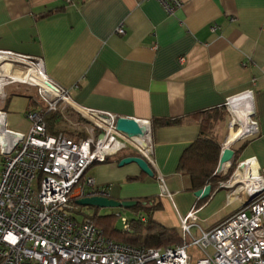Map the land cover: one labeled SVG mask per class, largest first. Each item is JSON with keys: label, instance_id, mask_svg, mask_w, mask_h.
Masks as SVG:
<instances>
[{"label": "crops", "instance_id": "0c3cea01", "mask_svg": "<svg viewBox=\"0 0 264 264\" xmlns=\"http://www.w3.org/2000/svg\"><path fill=\"white\" fill-rule=\"evenodd\" d=\"M181 2L169 15L157 0H0V49L42 59L46 76L78 106L149 120L156 168L170 197L159 194L154 174L133 162L119 165L124 157L138 156L129 147L92 164L86 175L111 198L145 199L146 208L133 210V218L149 214L180 234V219L197 209L199 220L190 231L198 236L240 207L226 204L227 191L218 188L222 181L198 199L178 171L183 151L198 137L201 112L232 96L231 110L252 106L258 134L236 140L231 131L222 146L235 139L233 159L254 157L264 167V0ZM245 91L252 97L240 94ZM32 105L29 93L8 90L2 110L10 130L27 132L25 112ZM248 132L246 125L238 139ZM223 170L216 174L224 176ZM187 251L192 260L202 255L194 246Z\"/></svg>", "mask_w": 264, "mask_h": 264}, {"label": "built area", "instance_id": "2783aa9c", "mask_svg": "<svg viewBox=\"0 0 264 264\" xmlns=\"http://www.w3.org/2000/svg\"><path fill=\"white\" fill-rule=\"evenodd\" d=\"M157 1L169 15L182 5L181 0ZM117 32L123 34L124 30L119 27ZM0 62L20 66L42 79L33 84L0 76V264H264V167L254 157L237 160L230 176L219 183L218 188L227 191L226 204L238 202L240 207L217 226L191 236L190 230L199 220L198 210L192 208L180 219L181 244L144 247L112 240L88 216L79 220L73 215L75 201L107 194L86 170L128 147L152 170L159 194L170 197L156 168L151 122L134 119L141 134L119 131V116L75 104L66 88L46 76L42 59L0 49ZM14 83L36 87L46 103L40 108L32 99L33 105L25 112L27 132L10 130L2 110L6 88ZM240 94L252 97L251 91ZM60 102L87 120L82 137L47 131L44 114H61ZM230 125L232 128L235 122ZM257 134L258 124L251 113L249 132L237 140ZM121 222L122 230L128 231V218L121 217ZM188 246L198 248L202 255L192 260Z\"/></svg>", "mask_w": 264, "mask_h": 264}, {"label": "trees", "instance_id": "16d2710c", "mask_svg": "<svg viewBox=\"0 0 264 264\" xmlns=\"http://www.w3.org/2000/svg\"><path fill=\"white\" fill-rule=\"evenodd\" d=\"M220 111L223 114H220ZM225 111V105H223L219 108L201 112L204 114V118H202L203 121L200 125L198 137L183 151L179 159L178 171L188 178L189 190L201 189L205 184H210L212 188H215L219 181L226 180L229 177L236 164L234 158L232 168L222 177L215 173L222 146V140L217 128L225 120ZM44 118L47 131L55 133V126L61 122L59 112H45ZM174 121L177 122L178 120ZM158 123L164 122L160 121ZM143 201L145 199L137 200L136 205L129 209L135 211L139 208H146L142 205ZM156 207L158 206L156 205ZM115 216L117 215H99L96 212L88 217L102 230L106 237L118 242L144 247H169L182 243L179 231L175 228H166L158 224L149 214L146 215L145 220H142V218L128 219L130 223L128 231L118 230L114 226L113 218Z\"/></svg>", "mask_w": 264, "mask_h": 264}, {"label": "rangeland", "instance_id": "374dc122", "mask_svg": "<svg viewBox=\"0 0 264 264\" xmlns=\"http://www.w3.org/2000/svg\"><path fill=\"white\" fill-rule=\"evenodd\" d=\"M10 91H19V92H24V93H29L32 95V99L34 100V104L36 103L37 107L40 108H45L46 103L41 99L37 92V88L29 85H22V84H12L9 87L6 88V93ZM59 106L63 107V110H61V122L58 123L55 126V133L62 131L66 133L69 137L72 138H79L84 135L83 127L87 124V120L84 119L75 108L64 104L63 102L58 103ZM225 120L223 125L219 126L217 128V131L219 130V135L221 137V140L224 142L228 133L231 132V129L236 130V140L238 139V135L240 133L241 126H239L238 121L235 118L233 111L231 112L230 104L227 106L225 105ZM222 111H220V114ZM234 121L235 125L230 128L231 122ZM230 128V129H229ZM28 131V130H27ZM52 133V132H51ZM236 161V160H235ZM235 163V162H234ZM233 164V159L231 160V163L228 167H226L223 171V175H226L229 171L230 168H232ZM235 168V165L233 169ZM232 169V171H233ZM0 171H1V158H0ZM231 171V172H232ZM220 173V172H219ZM231 174V173H230ZM229 174V176H230ZM98 213L99 215H104V214H114L117 215L120 213V216H115L113 218V224L118 230H122V222H121V217L126 216L129 220L132 219L135 215L131 209H124V208H95V207H90V206H81L75 204V209L73 211V215L77 217V219L81 220L84 216H92L95 213Z\"/></svg>", "mask_w": 264, "mask_h": 264}, {"label": "water", "instance_id": "95a60500", "mask_svg": "<svg viewBox=\"0 0 264 264\" xmlns=\"http://www.w3.org/2000/svg\"><path fill=\"white\" fill-rule=\"evenodd\" d=\"M116 128L119 131L126 132L131 135L141 134L142 130L138 123L133 118L119 117L116 123ZM102 133L99 134V137ZM234 157V150L230 145H223V149L220 152L219 160L215 173L221 172L225 167L229 166L231 160ZM136 163L140 170L145 174L152 176L153 172L147 165V163L139 156H127L119 161V165L128 163ZM227 165V166H226ZM211 186L206 184L203 188L193 192L194 196L198 199L207 198L210 195ZM77 205L90 206L95 208H124L128 209L136 205L137 200H117L106 195H92L79 198L75 201Z\"/></svg>", "mask_w": 264, "mask_h": 264}, {"label": "bare ground", "instance_id": "6f19581e", "mask_svg": "<svg viewBox=\"0 0 264 264\" xmlns=\"http://www.w3.org/2000/svg\"><path fill=\"white\" fill-rule=\"evenodd\" d=\"M7 66H10L9 70L6 69ZM15 70H21V71L26 72L27 74L26 75L16 74ZM0 76H11L16 81H20L23 83H33V84L34 83H42L41 77L38 75H33L31 73V71L26 70L20 66L10 65L8 63H3V62H0ZM234 103H236V102L230 103V106ZM252 110H253L252 106H245V107L235 108V109L231 110V112L233 111L234 116L236 115L237 112L244 114V116H238V118H237L238 124H239V126H241V129L244 128L246 125H248V130H249V128H250V114L252 113ZM2 122H3V120L0 118V125L2 124ZM231 131L235 132V137H236V130L231 129ZM0 139H1V137H0ZM228 139H229V134H228ZM234 141H235V139L230 143H226V145H231Z\"/></svg>", "mask_w": 264, "mask_h": 264}]
</instances>
